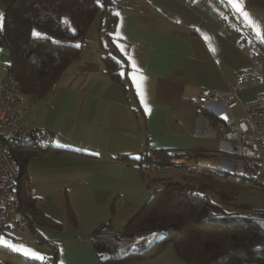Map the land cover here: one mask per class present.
<instances>
[{
    "label": "crops",
    "instance_id": "1",
    "mask_svg": "<svg viewBox=\"0 0 264 264\" xmlns=\"http://www.w3.org/2000/svg\"><path fill=\"white\" fill-rule=\"evenodd\" d=\"M240 2L251 21L229 0H114L116 23L108 31L100 10L79 55L51 90L24 95L29 108L22 121L55 134L57 151L29 159L28 189L57 224H36V233L10 231L6 244L47 259L54 257L55 242L56 264H100L93 230L108 222L123 229L162 184L158 177L181 178L116 156L164 148L177 167L198 172L193 161L218 164L232 144L210 126V108L197 114L201 90L237 100L238 117L244 103L264 93V77L255 78L253 40L237 29L244 24L264 42V6ZM225 4L236 17L225 12ZM106 53L120 61L119 81L105 69ZM184 263L168 243L156 258L127 264Z\"/></svg>",
    "mask_w": 264,
    "mask_h": 264
},
{
    "label": "trees",
    "instance_id": "2",
    "mask_svg": "<svg viewBox=\"0 0 264 264\" xmlns=\"http://www.w3.org/2000/svg\"><path fill=\"white\" fill-rule=\"evenodd\" d=\"M4 2L6 10L4 21L0 22V49L8 47L11 61L6 70L16 78L24 95L45 96L51 90L79 55L87 31L100 10L106 30H112L116 23L114 0ZM245 4L263 7L264 0H245ZM224 9L232 18L236 17L229 4H225ZM34 27L46 33L33 35ZM237 29L253 40L252 54L260 53L264 57V42L244 24ZM103 60L109 75L119 81L120 61L109 53L103 56ZM57 150L53 144L45 148L26 144L10 148L11 157L18 167L13 182L18 207L24 211V219L34 233L36 224L55 225L57 221L39 208L37 199L28 189L29 159L40 152ZM173 157L168 149L159 148L136 156L115 158L143 168L159 169L174 165ZM200 172L213 175L217 170L201 166ZM158 178L162 184L155 188L152 197L123 229H114L108 222L93 230L90 238L100 264H127L134 260L153 259L168 243L175 246L184 264H264V229L255 222V219H264V207L254 208L229 201L231 194L221 190H216L219 197L214 200L207 193L214 187L201 180ZM8 234H11L8 230L0 232V239L1 235ZM128 242L133 245H128ZM50 245L55 261L58 243ZM0 264L50 263L46 258H36L0 243Z\"/></svg>",
    "mask_w": 264,
    "mask_h": 264
},
{
    "label": "built area",
    "instance_id": "3",
    "mask_svg": "<svg viewBox=\"0 0 264 264\" xmlns=\"http://www.w3.org/2000/svg\"><path fill=\"white\" fill-rule=\"evenodd\" d=\"M252 62L258 69L255 78L260 80L264 77L263 55L252 54ZM198 100L197 114L202 115L210 108V126L219 130L217 136L220 139L232 144L222 156L217 157V165L205 166L229 170L236 177L264 185V93L243 104V117L233 112L239 102L218 90L204 88ZM28 108L21 85L10 72L7 73L0 80V232L24 233L29 229L13 189L18 167L11 157L10 148L22 144L45 148L53 144L55 137L54 132L47 128L22 121ZM223 113L227 114L226 118ZM192 164V167H197L199 162L193 161ZM46 260L55 264L54 257Z\"/></svg>",
    "mask_w": 264,
    "mask_h": 264
},
{
    "label": "rangeland",
    "instance_id": "4",
    "mask_svg": "<svg viewBox=\"0 0 264 264\" xmlns=\"http://www.w3.org/2000/svg\"><path fill=\"white\" fill-rule=\"evenodd\" d=\"M239 3L242 7L244 6V4L240 2V0H239ZM233 5H236V4L233 3ZM254 8H257V7H254ZM5 10H6V3L4 2V0H0V22L1 23H3L4 21ZM34 29L37 30L39 34L46 33L43 29L39 27H34ZM10 61H11V55H10V51L8 47L2 46L0 49V80L3 79L4 76L6 75L7 73L6 66L7 64L10 63ZM174 161L180 162L179 160H174ZM197 167H199V171L194 172L182 166L177 167L175 165H172V166L170 165L168 167L159 168V173H162L163 175H172L173 177H176V175H179V177L181 178H176L179 180L191 178V180H195V181L201 180L203 182H206L207 184H210L212 187H214V188H210L209 192H207L209 195L212 196L214 200H218V197H219L216 190H221L223 192L231 194L232 198H229V201L231 199L232 201L236 203L247 204L254 208L264 207V185L258 184L247 178L236 177L233 172L229 170L225 171L219 168H216L217 172L213 175L202 174L200 172L201 166L198 165ZM185 175H190V177L187 176L188 178H182ZM167 179H170V178H167ZM1 239H5V236L1 235ZM247 264H253V263H247Z\"/></svg>",
    "mask_w": 264,
    "mask_h": 264
},
{
    "label": "snow or ice",
    "instance_id": "5",
    "mask_svg": "<svg viewBox=\"0 0 264 264\" xmlns=\"http://www.w3.org/2000/svg\"><path fill=\"white\" fill-rule=\"evenodd\" d=\"M229 3H230V4L235 3L236 6H237V11H238V12H241V13L243 14V16H244L246 19H248L249 21H251L250 14H248L247 12H245L244 9H243V7L240 6V4H239V0H229ZM252 23L255 24L254 21H252ZM38 34H39V33L37 32V30L33 29V35H38ZM121 51H124V49L121 48ZM129 60H130V62H131V64H132L133 69H135V68H136V65H135L134 60H132L131 57H129ZM142 102H143V101H142ZM0 243H5V241H4L3 239H0ZM9 246H11V245H9ZM17 250H20V248H17ZM29 251H31V250H26V251H25V254H29ZM31 254H32L34 257H36V258H42V257H39L38 254L35 253V252H32Z\"/></svg>",
    "mask_w": 264,
    "mask_h": 264
},
{
    "label": "water",
    "instance_id": "6",
    "mask_svg": "<svg viewBox=\"0 0 264 264\" xmlns=\"http://www.w3.org/2000/svg\"><path fill=\"white\" fill-rule=\"evenodd\" d=\"M255 222L264 229V219H255Z\"/></svg>",
    "mask_w": 264,
    "mask_h": 264
},
{
    "label": "bare ground",
    "instance_id": "7",
    "mask_svg": "<svg viewBox=\"0 0 264 264\" xmlns=\"http://www.w3.org/2000/svg\"><path fill=\"white\" fill-rule=\"evenodd\" d=\"M207 164L212 165L213 163H212V164H211V163H207ZM212 166H213V165H212Z\"/></svg>",
    "mask_w": 264,
    "mask_h": 264
}]
</instances>
